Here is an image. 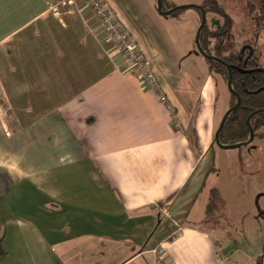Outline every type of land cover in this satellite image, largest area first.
<instances>
[{"label":"crops","instance_id":"1","mask_svg":"<svg viewBox=\"0 0 264 264\" xmlns=\"http://www.w3.org/2000/svg\"><path fill=\"white\" fill-rule=\"evenodd\" d=\"M131 29L158 90L82 0H0V264L246 263L203 224L222 77Z\"/></svg>","mask_w":264,"mask_h":264},{"label":"rangeland","instance_id":"2","mask_svg":"<svg viewBox=\"0 0 264 264\" xmlns=\"http://www.w3.org/2000/svg\"><path fill=\"white\" fill-rule=\"evenodd\" d=\"M111 1L121 3L120 9ZM111 1L108 0L105 4L126 30L130 31L133 40L138 42L136 34L131 29V24L135 27H142L148 32L150 39L154 38L156 50L161 52L160 57H158V60L161 61L160 64L175 62V66H178L177 60L180 54L189 50L197 51L194 37L200 18L195 8H183L174 14L156 16V0H152L154 11L152 12L153 18H151L146 7L143 8L144 0ZM203 1L212 0H166V6L191 3L201 6ZM216 1L233 20L230 39L234 47L238 49L247 41L253 42L259 54L260 64L264 67V14L257 11V7L252 3L255 1ZM190 15L196 16L195 23L192 19H188ZM257 15H259V19H257ZM215 20L222 23L223 18L213 11H207L205 22L210 31H215L213 25ZM214 41L213 38L209 40L210 47ZM199 57H201L199 58L200 61L205 60L204 56L199 55ZM189 61L190 58H187L185 62H182L183 64H180L179 69L186 68ZM161 67L160 65L159 68ZM183 72V81H186L187 70L184 69ZM218 91L220 109L217 120L230 102L227 88L222 79H219ZM208 159V166L213 167L214 170L209 171L211 173L205 179L203 192L214 186L222 201H217L218 205L214 212L208 213L206 217L209 222L205 221L203 224L210 230L223 255L231 256L234 254L233 261L239 260V263L246 262L245 264L250 263L252 257L257 256V260L253 261L252 264H262V244L264 242V127L259 128L254 133L253 140L248 144L232 149H222L215 146L214 154ZM201 198H203L202 194L199 195L198 200Z\"/></svg>","mask_w":264,"mask_h":264},{"label":"trees","instance_id":"3","mask_svg":"<svg viewBox=\"0 0 264 264\" xmlns=\"http://www.w3.org/2000/svg\"><path fill=\"white\" fill-rule=\"evenodd\" d=\"M161 1L162 10H168L174 6H166V0ZM250 1L252 2V0ZM254 1L255 2L252 3L257 7V11L264 14V0ZM218 6L219 5L216 0L202 2L201 7L205 10V12L213 11L220 15L223 18V21L222 23L216 20L214 21L213 25L215 26V31H210L206 27L205 22L199 33V44L204 53L221 58L232 68L231 87L232 90L239 96L240 102L236 108L229 112L218 134V141L221 144H232L247 140L249 128L246 124V119L252 112L257 111L250 117L249 120V124L254 133H256L259 128L264 127V67L260 64L259 54L253 42L247 41L238 49L234 47V44L230 39L233 20L227 13H225V11H223L221 6ZM195 9L198 11L199 18L201 19L200 10L197 8ZM179 10L173 11L169 14H174ZM258 16L259 15H257V19H259ZM211 38L215 40L212 47L209 45V40ZM245 45L250 46L251 50ZM243 46L245 47L242 50ZM205 59L209 65V69L212 72L219 74L226 86L228 72L225 65L208 58ZM227 92L231 103L229 102L225 111L236 103V97L231 94L228 89ZM213 144L216 145L214 139ZM210 170H213V167H211ZM217 201L221 202L222 199L217 189L212 187L209 191V199L206 206V217L208 213L211 214L214 212V209L218 205ZM206 217L205 221L209 222ZM262 264H264V260H262Z\"/></svg>","mask_w":264,"mask_h":264},{"label":"built area","instance_id":"4","mask_svg":"<svg viewBox=\"0 0 264 264\" xmlns=\"http://www.w3.org/2000/svg\"><path fill=\"white\" fill-rule=\"evenodd\" d=\"M82 1L95 15L97 24L103 34L113 41L118 52L127 61L129 71L134 73L143 84L158 90V83L149 67V61L144 57L124 25L105 4L104 0ZM155 254L157 264H169L164 259L161 248L155 249Z\"/></svg>","mask_w":264,"mask_h":264},{"label":"water","instance_id":"5","mask_svg":"<svg viewBox=\"0 0 264 264\" xmlns=\"http://www.w3.org/2000/svg\"><path fill=\"white\" fill-rule=\"evenodd\" d=\"M189 7H195L197 9H199L200 13H201L200 23H199V25L197 27V30H196V33H195V47H196L197 52L199 54H201L202 56H204L205 58L217 61V62L225 65V67L227 68V72H228V79L226 81V87H227L228 91L236 97V103L233 106L229 107L224 112V114L222 115V118H221V120H220V122H219V124H218V126H217V128L215 130V132H214V142H215L217 147L222 148V149H232V148L239 147V146H241L243 144H248L254 138V131H253V129L251 128V126L249 124V120H250V117L254 113H256L257 111L252 112L246 119V124L248 125V128H249V135H248L247 140L241 141V142H237V143H232V144H221L218 141L219 131L221 130L227 115L229 114V112L232 109L236 108L239 105L240 99H239V96L232 90V87H231V69L232 68L229 65H227L221 58H219V57H217L215 55H208V54L204 53L203 50L200 47V44H199V33H200V30H201V28L203 27V25L205 24V21H206V12H205V10L200 5L194 4V3L186 4V5H176V6H173V7L169 8L168 10H162V1L161 0H156V10L161 15H166V14H169V13H171L173 11H176V10H179V9H183V8H189ZM245 46H247L251 50L250 46H248V45H245ZM245 46L242 47V50L244 49ZM262 255H263V260H264V242L262 244Z\"/></svg>","mask_w":264,"mask_h":264}]
</instances>
